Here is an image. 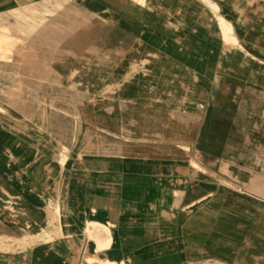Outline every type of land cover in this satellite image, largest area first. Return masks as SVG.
I'll return each instance as SVG.
<instances>
[{"label": "crops", "instance_id": "obj_1", "mask_svg": "<svg viewBox=\"0 0 264 264\" xmlns=\"http://www.w3.org/2000/svg\"><path fill=\"white\" fill-rule=\"evenodd\" d=\"M264 264V0H0V264Z\"/></svg>", "mask_w": 264, "mask_h": 264}, {"label": "rangeland", "instance_id": "obj_2", "mask_svg": "<svg viewBox=\"0 0 264 264\" xmlns=\"http://www.w3.org/2000/svg\"><path fill=\"white\" fill-rule=\"evenodd\" d=\"M93 259L88 257L86 254H80L78 257V264H88V262H92Z\"/></svg>", "mask_w": 264, "mask_h": 264}]
</instances>
